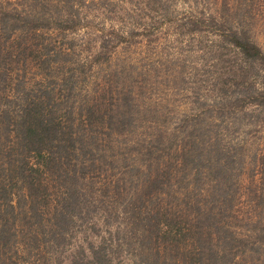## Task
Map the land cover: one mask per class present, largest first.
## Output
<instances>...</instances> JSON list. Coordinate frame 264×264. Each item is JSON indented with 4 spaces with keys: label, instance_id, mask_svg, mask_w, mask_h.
Returning <instances> with one entry per match:
<instances>
[{
    "label": "trees",
    "instance_id": "trees-1",
    "mask_svg": "<svg viewBox=\"0 0 264 264\" xmlns=\"http://www.w3.org/2000/svg\"><path fill=\"white\" fill-rule=\"evenodd\" d=\"M90 1L106 9L0 0V264H116L122 251L124 264H264V146L246 165L242 144L194 125L127 138L140 72L116 59L125 35L112 27L94 28V48L78 54ZM214 4L187 31L230 49L249 80L239 103L264 108V50L233 0Z\"/></svg>",
    "mask_w": 264,
    "mask_h": 264
},
{
    "label": "rangeland",
    "instance_id": "rangeland-1",
    "mask_svg": "<svg viewBox=\"0 0 264 264\" xmlns=\"http://www.w3.org/2000/svg\"><path fill=\"white\" fill-rule=\"evenodd\" d=\"M98 2L106 9L93 6L90 1L78 11L84 18V23L74 33L81 45L78 54H88L94 48V40H91L94 28L112 27L125 35L124 42L115 49L116 59L124 60L125 69L131 73L140 72L138 83L132 85L138 97L131 111L133 122L127 138L160 131L166 137V131L177 129L176 134H180L179 131L186 132L194 125L204 136L216 134L220 146L232 148L242 144L239 151L243 163L252 164L254 152L264 146V121L253 125L251 112L264 111V108L239 103L247 90L244 83L249 80L241 78L243 73L237 71V59L233 58L232 51L214 41L208 33L187 31L188 18L199 11L205 13L206 4L213 7L214 0ZM233 5L264 50V0H233ZM113 63L114 60L110 68ZM245 74L254 82L261 81L252 72ZM132 75L136 76L131 74L130 78ZM134 77L127 78V84ZM88 86H91L90 81ZM183 124L186 127L182 129ZM244 172L241 180H244ZM88 228V224L76 226V234L63 251L83 239ZM87 234L91 236V232ZM114 257L116 264H124L129 255L122 251Z\"/></svg>",
    "mask_w": 264,
    "mask_h": 264
}]
</instances>
